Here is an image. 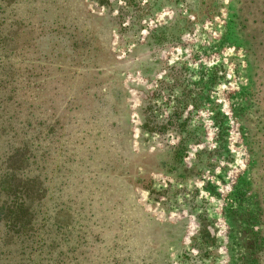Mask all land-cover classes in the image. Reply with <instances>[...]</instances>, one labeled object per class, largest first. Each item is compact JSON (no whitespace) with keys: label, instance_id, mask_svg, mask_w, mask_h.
Instances as JSON below:
<instances>
[{"label":"rangeland","instance_id":"rangeland-1","mask_svg":"<svg viewBox=\"0 0 264 264\" xmlns=\"http://www.w3.org/2000/svg\"><path fill=\"white\" fill-rule=\"evenodd\" d=\"M16 88L23 108L60 116L78 227L63 255L30 253L55 211L44 181L29 199L34 242H5L0 227V264H264V0H0V105ZM151 89L159 117L176 107L188 120L175 133L194 128L173 170L177 135L138 132ZM36 166L24 172L44 176ZM79 232L86 242L67 245Z\"/></svg>","mask_w":264,"mask_h":264},{"label":"trees","instance_id":"trees-1","mask_svg":"<svg viewBox=\"0 0 264 264\" xmlns=\"http://www.w3.org/2000/svg\"><path fill=\"white\" fill-rule=\"evenodd\" d=\"M196 90L197 93H202L203 89L199 86ZM17 93L16 88V93L13 92L12 97L8 100L9 103L0 105V227L3 234L2 239L12 244L25 242L26 239H31L32 243L34 242L35 225L31 220L34 212L30 209L31 200L29 199L38 191L39 185L41 186L42 182L47 181L50 205L55 209L51 222L47 223L44 229L47 232L50 231V235L46 238L48 239L47 243L41 242L38 244V248H30V253L44 252L41 248H44L46 253V249L51 251L52 248H56L57 254L60 256L64 253L59 245L66 237L62 235L64 229L66 227L68 229L69 224H72L76 230L78 227L77 221L75 219L70 221L69 214L64 212V199H62L66 182L64 167L66 163L74 162L72 157L74 153L68 150V141L64 135L60 116L53 106L50 104L44 108L38 106L35 109L32 104H29V107L23 108V101L16 96ZM193 93L194 91H192ZM159 95L157 89L144 91V97L140 100L138 108L140 116L137 127L141 137L156 136L167 139L171 135H177L178 139L175 146L172 147L175 162L169 161L165 164V170H173L186 145L195 138L194 128L190 126V130H186L185 133H175L178 127L184 128L188 120L180 118L176 107L172 108L167 118L159 117L157 101ZM186 96L187 98L183 99L182 103L192 97L191 90H186ZM175 100L181 101L177 95ZM26 159L29 160V163L32 161L34 164L36 163L37 168L45 164L43 167L45 175H27L24 172V164H27ZM25 160L26 162H24ZM145 188L150 196L158 197L162 193L161 196L166 198L162 189L153 186L151 182H148ZM42 189L41 187V191ZM54 235L57 236L58 243L54 242ZM206 235L211 241L212 237L208 235L207 231ZM75 236V240L68 241L66 238L69 243L67 245L71 246L76 243L83 245L86 242L83 232L82 234L79 232ZM193 240L194 242L199 240L206 244V241L201 240L199 235H196ZM42 244H44L43 247H39ZM1 254H5V258L7 257L2 250H0ZM81 257L85 258L83 254ZM123 258L118 254L113 255L109 259V263L126 264ZM40 260H36L32 255L31 264H41Z\"/></svg>","mask_w":264,"mask_h":264}]
</instances>
